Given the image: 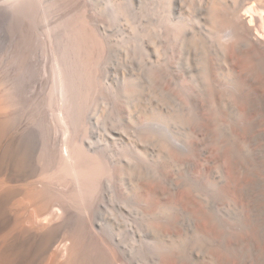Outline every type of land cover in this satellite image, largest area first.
Masks as SVG:
<instances>
[{"label":"bare ground","instance_id":"obj_1","mask_svg":"<svg viewBox=\"0 0 264 264\" xmlns=\"http://www.w3.org/2000/svg\"><path fill=\"white\" fill-rule=\"evenodd\" d=\"M47 1L0 0V264H264V0H233L231 15L225 0H195L205 13L193 33L198 68L175 117L194 183L173 188L125 178L110 134L78 138L77 84L66 87L62 62L51 137L43 117L35 123L22 75L39 23L47 41ZM200 241L208 248L195 251Z\"/></svg>","mask_w":264,"mask_h":264},{"label":"rangeland","instance_id":"obj_2","mask_svg":"<svg viewBox=\"0 0 264 264\" xmlns=\"http://www.w3.org/2000/svg\"><path fill=\"white\" fill-rule=\"evenodd\" d=\"M224 6L230 15L236 11L233 0ZM203 11L195 0H48L47 41L42 43L39 23L31 49L34 65L22 75L25 91L34 98L35 123L40 124L39 116L55 120L59 113L55 65L62 62L66 87L72 91L71 84H77L80 140L110 134L114 162L127 179L161 181L170 188L194 183L193 161L178 145L185 136L175 117L180 98H192L198 68L193 33L200 34ZM6 32L3 23L0 35ZM217 62L222 69L230 65L223 54ZM222 94V113L230 119L234 113L226 87ZM45 128L51 137L47 120ZM218 132L226 138L224 123ZM171 150L181 156L171 157ZM181 220L190 227L188 217L181 215ZM194 248L208 245L200 241Z\"/></svg>","mask_w":264,"mask_h":264}]
</instances>
